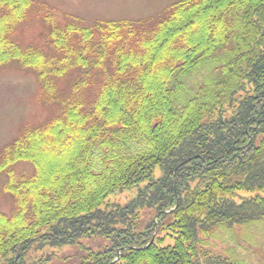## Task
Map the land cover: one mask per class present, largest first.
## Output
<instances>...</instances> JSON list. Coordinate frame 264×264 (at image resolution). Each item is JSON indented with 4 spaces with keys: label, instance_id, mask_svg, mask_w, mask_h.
Instances as JSON below:
<instances>
[{
    "label": "trees",
    "instance_id": "16d2710c",
    "mask_svg": "<svg viewBox=\"0 0 264 264\" xmlns=\"http://www.w3.org/2000/svg\"><path fill=\"white\" fill-rule=\"evenodd\" d=\"M166 9L61 25L46 3L0 0V71L34 75L53 110L0 148V264L97 236L111 244L80 264H245L209 241L264 224V0ZM37 19L43 41L23 43Z\"/></svg>",
    "mask_w": 264,
    "mask_h": 264
},
{
    "label": "rangeland",
    "instance_id": "374dc122",
    "mask_svg": "<svg viewBox=\"0 0 264 264\" xmlns=\"http://www.w3.org/2000/svg\"><path fill=\"white\" fill-rule=\"evenodd\" d=\"M46 3L59 24L64 25L75 17H80L88 24L95 20L110 19H155L169 6L179 0H37ZM22 32L21 41L41 43L45 37L46 25L41 19L32 21ZM207 72L199 71L189 78V86L200 85ZM39 85L32 74L9 69L0 71V148L14 139L21 126L27 122L42 123L53 115L49 107L38 104ZM57 158L58 150L50 147ZM13 210L12 197L1 195L0 211L10 214ZM245 235L253 246L264 252V224H258L246 231L238 229L236 238L227 229L217 232V237L209 241L210 252L224 257L231 256L245 264L258 263L255 252L249 250ZM111 244L105 237L97 236L82 239L76 245L32 249L27 256L28 264H80L92 251H103ZM258 255V254H257ZM46 259V262L44 261ZM43 260V261H42Z\"/></svg>",
    "mask_w": 264,
    "mask_h": 264
}]
</instances>
